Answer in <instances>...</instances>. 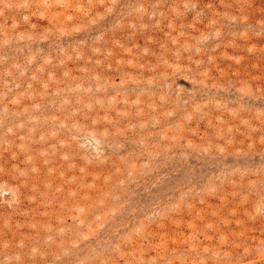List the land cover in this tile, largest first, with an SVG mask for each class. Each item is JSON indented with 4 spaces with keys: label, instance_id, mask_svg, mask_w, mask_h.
Instances as JSON below:
<instances>
[{
    "label": "rangeland",
    "instance_id": "obj_1",
    "mask_svg": "<svg viewBox=\"0 0 264 264\" xmlns=\"http://www.w3.org/2000/svg\"><path fill=\"white\" fill-rule=\"evenodd\" d=\"M0 264H264V0H0Z\"/></svg>",
    "mask_w": 264,
    "mask_h": 264
}]
</instances>
